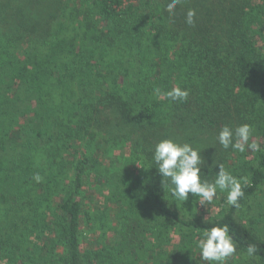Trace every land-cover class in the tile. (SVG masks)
<instances>
[{
    "label": "trees",
    "instance_id": "1",
    "mask_svg": "<svg viewBox=\"0 0 264 264\" xmlns=\"http://www.w3.org/2000/svg\"><path fill=\"white\" fill-rule=\"evenodd\" d=\"M79 1L84 33L66 44L51 46L68 29L55 34L57 18L46 17L36 0L14 11L16 28L0 41V57L39 34L48 50L42 61L34 43L12 79L4 69L15 67L13 56L0 59V264H215L222 251L246 256L242 264H264V240L236 218L264 182V5ZM177 122L215 135L218 158L201 164L174 157ZM103 132L115 144L109 147L126 145L131 161L148 162L153 185L129 181L115 167L105 184L124 205L121 227L83 261L78 196L87 166H98L89 144L108 149L97 145ZM250 138L261 139L254 158L228 167L238 140ZM235 174L248 183L235 188L221 217H186L188 199ZM174 226L181 230L176 242Z\"/></svg>",
    "mask_w": 264,
    "mask_h": 264
},
{
    "label": "rangeland",
    "instance_id": "2",
    "mask_svg": "<svg viewBox=\"0 0 264 264\" xmlns=\"http://www.w3.org/2000/svg\"><path fill=\"white\" fill-rule=\"evenodd\" d=\"M27 1L28 0H0V41L12 36L16 28V20L13 18L12 14L17 8L24 6ZM37 3H40V6ZM251 3L252 5H264V0H251ZM83 4L84 3L79 0H36V6L38 5L42 10H45L46 17L55 15L57 18L56 20L52 19V22L54 21L53 23H55V34L60 32L61 25H65L68 29L67 38L52 37L49 42L51 46L58 43L66 44L71 37H79L84 33L86 21L83 20L84 17L82 14H79L85 9ZM33 10H35V6H33ZM48 21L49 20H47V22ZM42 24L44 25L43 22ZM41 30L42 28L39 31L41 32ZM38 36H40V34ZM38 36H31V39H26L17 47L12 48L10 54H8L9 56L4 55L0 57L2 61L10 63V61H12L11 57L13 56L12 59L16 62L15 67L12 66L10 69H4L7 78L12 79L14 75L13 72L17 69H22V64L20 62L26 59L24 52L27 50L30 51L34 43H37L36 46L38 48L40 46L39 51H36V53L38 54V59L43 61V57L48 50L47 45L38 43ZM174 46L175 51H178L179 42L175 43ZM152 47L154 48V46ZM1 52L0 54H3ZM120 53L121 51H119V54ZM123 53L125 54V51ZM157 53L156 50L153 51V54ZM59 91H62V89ZM178 122L176 126L173 124L171 128L173 134L172 138L177 139L176 142H172L173 145L171 149L174 157L178 159H193L196 162L200 161L201 164H203V162H213L218 158L217 153L213 150V139L215 135H211L210 132L199 128L196 124L193 126L190 125L189 122ZM104 134L103 132L98 137L97 145H103L104 142H107L109 143L108 149L96 148V150H93L91 144L87 141H84L83 145L84 147L86 144H89V153L87 154H90L91 157L98 162L96 168H92V164L87 166L86 174L89 175L88 181L85 179L84 187L78 196L82 203V234L80 241L83 250V261H85L84 256L98 246L99 243H104L105 245L110 244L113 237L112 229L121 227L119 220H121L124 205L120 202V204H117L118 201H113L111 187L105 184V180L111 177V173L117 171L115 167L125 172L129 176V181H136L140 186L144 183L149 187L153 185L148 162L145 159L139 160V162L134 160L131 161L128 147L121 144L118 146L116 145L114 148L109 147V145L114 146L115 144L113 141L110 142L112 137L110 138ZM225 134L229 136L232 132L229 133L226 131ZM108 139H110V141ZM260 143V138H250V142L239 139L236 144L238 148L231 153V158L227 162V166L233 167L238 159H253L258 147L261 145ZM65 157L68 161L72 160L68 155H65ZM226 177H229V174ZM227 180L226 178V183L224 185L219 184L214 187H205L201 195L193 199H188L187 205L189 208L185 211L186 217L202 220H214L221 217L233 203L234 191H236L235 188L248 183V177L242 179L238 178L236 174L229 182H227ZM260 188L261 189L255 197L248 200L236 211V218L241 224L248 227L259 236V238L264 240V221H258L261 216H264V182ZM23 191L25 193L24 195L29 192L27 188H24ZM178 232L180 233L181 230L174 226L171 234L174 242L179 239ZM15 237L20 239V234L16 232ZM29 237L32 238L33 236L29 234L27 238ZM173 245L174 246L169 247L171 252L176 249V243H173ZM225 253L224 251L221 252L215 264H242L244 260L248 261L246 256Z\"/></svg>",
    "mask_w": 264,
    "mask_h": 264
}]
</instances>
